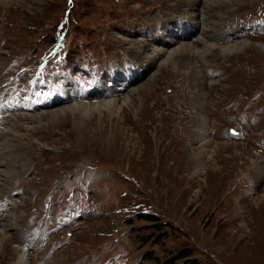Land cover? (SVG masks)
Instances as JSON below:
<instances>
[{
  "label": "rangeland",
  "instance_id": "obj_1",
  "mask_svg": "<svg viewBox=\"0 0 264 264\" xmlns=\"http://www.w3.org/2000/svg\"><path fill=\"white\" fill-rule=\"evenodd\" d=\"M263 3L231 0L207 18L221 32ZM183 12L160 0L0 3V99L11 92L12 82L25 84L41 69L51 75L58 72L56 65H69L71 77L108 60L118 68V61L134 59L133 66L143 68L139 81L111 97L98 93L39 110L28 104L26 113L0 118V149L4 140L14 149L0 156V170L12 175V185L0 192V214L10 215L12 224L0 229L8 240L0 264L24 259L28 264H181L172 257L184 248L201 264H264V50L259 49L264 34L217 41V46L251 44L228 58L180 57L175 69L158 73L159 58L144 72V56L131 48L141 41L148 55L160 57L152 51L160 47L159 39L150 37L175 41L172 33L162 35L161 26L180 22ZM184 26H174L175 35L190 33ZM197 27L167 50L181 42L200 49ZM189 65L204 76L202 83L188 72ZM119 71L127 80L133 74ZM113 72L102 78L105 91L112 88ZM140 87L132 96L136 107H125L120 119L96 111L31 118L79 102L122 101ZM86 89L82 84L74 94ZM241 111L255 120L237 126L234 116ZM198 115L206 117L217 149L214 165L199 157ZM230 128L239 134L230 135ZM204 164L206 173L195 176ZM14 190L21 193L10 196ZM57 214L65 218L61 226ZM32 226L52 229L51 243L28 247L24 235Z\"/></svg>",
  "mask_w": 264,
  "mask_h": 264
},
{
  "label": "bare ground",
  "instance_id": "obj_2",
  "mask_svg": "<svg viewBox=\"0 0 264 264\" xmlns=\"http://www.w3.org/2000/svg\"><path fill=\"white\" fill-rule=\"evenodd\" d=\"M9 1H19V0H0V3H8ZM160 1L163 2L164 4H166L168 7H171L173 9H180V10L184 11L182 16L180 17V22L174 23V25H171L170 23L168 25L167 23H165L166 25L164 27H163V25L161 26V29L163 30L162 35L165 34V36H166L167 33L168 34L172 33L175 41L176 40L181 41L182 39L189 38L191 36L192 32L194 33L197 31L196 30L198 28L197 26H200L199 32H198L199 36L197 37L195 42H196V44H200L201 48L198 49L195 46H193L192 44H189L187 42H181V43H177L178 45L176 48L172 49L171 51H168L166 47L169 45L171 46V43H173L175 41L173 39L169 40L167 38H164V39L162 37L159 38V36L157 34L156 36H152V37H150L151 39H149V40L159 39L158 44L160 45V47H156V49L154 48L155 50H152V51L159 54L160 57H154V56L148 55V53L146 52L147 50H149L148 45L146 43L139 41V43H137L131 49H135V52L138 54V56H142V55L144 56V57H142V58H144V64H145L144 72H147L149 67H151V66L153 67L159 58H160V61L157 63V64H159L158 73L161 71L160 69H162V68L175 69L180 64V62L177 61V58H180V57H183V58L186 57L188 59L190 58V59L195 60V61H199V60L200 61H206V59L209 58L210 56L215 57V55L218 54L220 56L228 58V57L232 56V54L236 53L237 51L247 50V48H249V46L251 45V44L248 45L247 43L240 41V42H236L234 44H230L227 46H217L218 44L216 42L217 41H223V39L225 37L224 34H228V33H225L223 30L221 32H219V28H218L219 25H217V24H214L213 26H211L209 21H208L207 15H208V13L211 12V10H221L223 7L227 6V4L231 3V0H160ZM217 16L221 17L220 14H217ZM184 24L188 28V31L190 30V33H186L184 38L181 36L175 35L174 26H180V25L184 26ZM153 37H155V38H153ZM211 41L213 42L212 44H211ZM259 49L264 50V46L259 45ZM144 64H142V65H144ZM130 70H131V72H133V74H135L137 76V78L134 80V81H136L140 75L139 70L134 71V70H136V68L134 66H132ZM187 70H188V72L193 71L195 73L194 77L196 79H198V81L200 80V83L203 82L204 76H203V78L200 77L197 73V70L195 71V69L193 68V65H189ZM113 74H114V76L111 77L110 81H114V84L119 85V82H120L119 79L122 78L121 72L119 70H115L113 72ZM187 77H190V76L188 75ZM117 81H119V82H117ZM102 83H104L103 80L100 82H96V84H95L96 89L94 90L96 93H101V94L104 93L105 89L102 87ZM147 83H148L147 84V86H148L149 81ZM110 85H111V83H110ZM143 86H145V84ZM143 86H141V87H143ZM141 87L134 89L128 96L123 98L122 101L116 100L117 98H114L113 100L104 101V102L93 104V105H90V104L87 105L86 103H80L79 102V103H75L73 105L60 107V108L55 109L53 111L44 112L43 114H39L38 116L31 117V118L33 120H37V121L41 120L43 117L47 118L48 120L49 119L54 120L56 117L60 118L61 116H65L69 113L72 115H75L76 113H78V114H80L79 116L83 117V116H87V115H92L94 113V111H96V113L98 115H101V114H103V112H106L109 117L115 116L118 119H120L121 118L120 112H122L125 109V107L127 109L136 107L132 96H133V93L139 92ZM203 89L204 88H201V91H203ZM201 95L204 99L203 93H201ZM82 97L88 98L85 94H83ZM136 100L137 101L140 100V103L142 102L141 98H138ZM74 117H76V116H74ZM197 119L199 121V123H198L199 127L197 130L195 129L196 131H194L197 135L194 138V140L195 141H198V140L201 141V143L199 145V149H198L199 150V152H198L199 157L203 161L206 160L208 165L210 163L212 165H214L213 164L215 162L214 156L217 155L218 153H217V149L216 148L214 149L211 146L212 142L208 137L206 117H204L202 115H198ZM12 140H13V138H12ZM13 141H15V140H13ZM3 143H5V144H3ZM2 144L4 146L2 147L3 152L0 149V156L4 155V154L7 155V154L13 152L14 149L11 150L13 148L12 147L13 145H11L9 140H4L2 142ZM211 147H212V149H211ZM5 151H7V153ZM2 166H4V165H1L0 167H2ZM205 166H207V164L206 165L204 164L203 166L198 167L197 171H195L194 175L196 176L197 173L201 174V173L205 172L204 171ZM216 169H218V167H216L214 170H216ZM207 175L208 174H206V176ZM11 179H12V175H11L10 171L0 170V192L7 190L8 187L10 185H12V184H10V182H12ZM3 215H5V214H0V217L2 218V219L0 218V229L2 231L6 230V229L9 230L12 227L10 215H8V214H6L5 216H3ZM7 241L8 240H7L6 235H4V233L1 234V236H0V254L6 248ZM26 260L27 259H24L22 262L20 260L21 263H19V264H28V262Z\"/></svg>",
  "mask_w": 264,
  "mask_h": 264
},
{
  "label": "trees",
  "instance_id": "obj_3",
  "mask_svg": "<svg viewBox=\"0 0 264 264\" xmlns=\"http://www.w3.org/2000/svg\"><path fill=\"white\" fill-rule=\"evenodd\" d=\"M137 216L146 220H157L155 215L139 213ZM149 257H153L151 254H147ZM191 251L188 248L179 250L172 258V260H181V264H201L197 259L190 257ZM172 262V261H170Z\"/></svg>",
  "mask_w": 264,
  "mask_h": 264
}]
</instances>
